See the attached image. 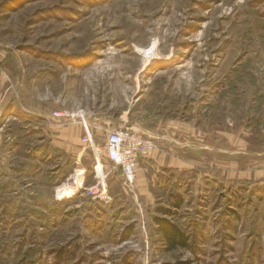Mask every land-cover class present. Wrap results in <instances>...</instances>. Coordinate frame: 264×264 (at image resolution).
<instances>
[{
	"label": "rangeland",
	"instance_id": "1",
	"mask_svg": "<svg viewBox=\"0 0 264 264\" xmlns=\"http://www.w3.org/2000/svg\"><path fill=\"white\" fill-rule=\"evenodd\" d=\"M115 122L164 127L190 173L148 208L117 174L109 205L59 199L94 182L84 124ZM262 161L264 0H0V264H264Z\"/></svg>",
	"mask_w": 264,
	"mask_h": 264
},
{
	"label": "built area",
	"instance_id": "2",
	"mask_svg": "<svg viewBox=\"0 0 264 264\" xmlns=\"http://www.w3.org/2000/svg\"><path fill=\"white\" fill-rule=\"evenodd\" d=\"M68 116V115H67ZM65 115L53 111L48 118L53 122L62 121ZM75 118L74 115H71ZM82 119L83 116H82ZM85 125L86 135L83 139L95 157L93 166V184L84 185L86 171H80L63 184L57 191L59 199H71L80 193L87 195L92 201L102 205H109L113 198L109 192L108 178L112 174H119L123 186L133 191L132 186L136 180V166L140 157H150L158 149V145L150 138L129 127L108 129L105 131V140L98 145L92 137L88 124ZM102 147V148H101ZM100 149L103 151L101 152ZM103 156V158H102ZM69 186L72 192L67 193Z\"/></svg>",
	"mask_w": 264,
	"mask_h": 264
},
{
	"label": "crops",
	"instance_id": "3",
	"mask_svg": "<svg viewBox=\"0 0 264 264\" xmlns=\"http://www.w3.org/2000/svg\"><path fill=\"white\" fill-rule=\"evenodd\" d=\"M119 124L120 123L115 122L114 126H127L134 131L140 132L145 137L152 139L156 144H159V146L161 145L160 151L156 152L154 155H152V157H140L136 166V193L146 208L151 207L152 204H154V202L157 200V197L154 195L155 178L157 177L161 181L162 176L164 177L167 174L170 176L173 175L174 177L176 176V178L180 175L184 176L185 173H190V169L188 167L185 168L184 166L185 164L188 165V163L186 162L183 155L178 156V154H176L175 147L166 145L169 144V139H167L166 132L162 131V129H165L164 127L162 129L157 128L156 131H150L137 123H123L122 125ZM76 155L77 158L79 157L83 159H85L87 156L86 153H76ZM257 168L258 170L250 169V171H248L250 174H247L244 178L249 180L251 177H254V179H260L263 184L264 161H262V165L258 166ZM115 180L120 182L121 176L117 174L111 177V188L112 181L115 182ZM163 181L165 183L166 179L162 180V182ZM164 183L161 184L160 182L158 184V187L160 189L162 188V190L166 188V184Z\"/></svg>",
	"mask_w": 264,
	"mask_h": 264
},
{
	"label": "trees",
	"instance_id": "4",
	"mask_svg": "<svg viewBox=\"0 0 264 264\" xmlns=\"http://www.w3.org/2000/svg\"><path fill=\"white\" fill-rule=\"evenodd\" d=\"M154 222L157 226V230L159 234L163 238L164 244H166L169 249H175L178 247L187 248L189 246V237L185 234V232L181 228L175 225L172 221H169L168 219L165 218H155ZM162 264H171V263H162ZM180 264H191V263H180Z\"/></svg>",
	"mask_w": 264,
	"mask_h": 264
},
{
	"label": "bare ground",
	"instance_id": "5",
	"mask_svg": "<svg viewBox=\"0 0 264 264\" xmlns=\"http://www.w3.org/2000/svg\"><path fill=\"white\" fill-rule=\"evenodd\" d=\"M68 189H69V190H68ZM66 190H68V192H67L68 194L71 193V192L73 191L71 186H69L68 188H66Z\"/></svg>",
	"mask_w": 264,
	"mask_h": 264
}]
</instances>
